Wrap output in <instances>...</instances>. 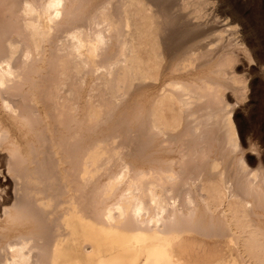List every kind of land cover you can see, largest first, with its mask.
Returning <instances> with one entry per match:
<instances>
[{
    "label": "bare ground",
    "instance_id": "obj_1",
    "mask_svg": "<svg viewBox=\"0 0 264 264\" xmlns=\"http://www.w3.org/2000/svg\"><path fill=\"white\" fill-rule=\"evenodd\" d=\"M177 1L0 0V264H264L244 41Z\"/></svg>",
    "mask_w": 264,
    "mask_h": 264
},
{
    "label": "rangeland",
    "instance_id": "obj_2",
    "mask_svg": "<svg viewBox=\"0 0 264 264\" xmlns=\"http://www.w3.org/2000/svg\"><path fill=\"white\" fill-rule=\"evenodd\" d=\"M191 1L178 0L179 11L183 12L182 7L184 6L186 8L184 12H189L199 4L198 1L202 2L203 0ZM205 8L210 15L205 18L206 20L216 19L220 25L222 21L224 24L225 20V24L227 22L231 23V25L235 24L236 28L234 31L236 32L237 40L239 43L241 39L244 41V44H239L235 47L233 50L235 56L233 55L232 58L234 64L237 65L235 67L237 71L234 70L237 74L239 72L242 78H245L243 80L244 83H247V88H244L240 92L244 94L240 95V93H237L239 94L238 96L237 94L232 95L234 93H231L230 90H224L226 92L223 97L225 102H231L233 118L238 127L240 136V147L238 151H244L246 158L248 155L253 156L254 160H256L254 165H256L258 164L259 154L252 151L250 147H253L252 144H256L261 151L264 150L262 145L258 143L256 137H254V134L258 131L262 132L261 130H263L264 134V0H210V3ZM223 24L221 25L222 27L225 26ZM228 92L230 95L225 96ZM212 132V130L211 133L209 131L210 136ZM251 139L255 143L251 142ZM210 143H213V140H210ZM5 181L6 179L2 183Z\"/></svg>",
    "mask_w": 264,
    "mask_h": 264
}]
</instances>
